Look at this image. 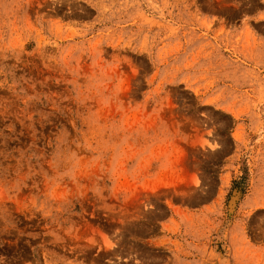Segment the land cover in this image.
Segmentation results:
<instances>
[{
    "label": "rangeland",
    "instance_id": "374dc122",
    "mask_svg": "<svg viewBox=\"0 0 264 264\" xmlns=\"http://www.w3.org/2000/svg\"><path fill=\"white\" fill-rule=\"evenodd\" d=\"M0 264H264V0H0Z\"/></svg>",
    "mask_w": 264,
    "mask_h": 264
}]
</instances>
